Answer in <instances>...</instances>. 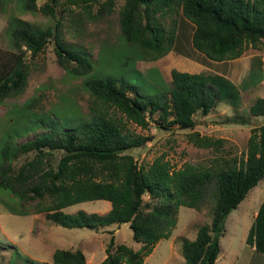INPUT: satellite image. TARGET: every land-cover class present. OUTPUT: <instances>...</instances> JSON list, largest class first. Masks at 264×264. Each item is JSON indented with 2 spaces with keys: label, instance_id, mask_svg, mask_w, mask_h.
<instances>
[{
  "label": "trees",
  "instance_id": "obj_1",
  "mask_svg": "<svg viewBox=\"0 0 264 264\" xmlns=\"http://www.w3.org/2000/svg\"><path fill=\"white\" fill-rule=\"evenodd\" d=\"M115 4L116 0H48L39 7L38 0H22L25 11L41 12L55 20L58 11L74 7L93 15L91 11L98 5L100 13L111 14ZM179 10L194 26L192 46L209 60L240 59L248 47L256 48L264 41V0H125L120 23L126 41L152 61L162 58L174 48L177 36L174 29L166 33L161 20ZM61 29L59 20L41 30L12 20L8 33L17 52L9 69L0 74V104L24 93L31 64L27 53L34 60L54 40L65 69L76 77L90 76L84 86L93 98L91 115L80 117L76 126L53 129L20 145L7 144L1 153L4 167L0 187L11 189L22 202H37V213H45L48 221L64 228L99 231L109 225L129 224L140 248L117 243L112 230L102 264H144L157 244L171 237L180 207L200 209L212 194L215 204L211 222L200 227L194 240L183 239L182 254L185 264H217L228 216L264 179V123L251 129L244 156H223L210 165L188 162L176 168L163 154L152 163L140 164L127 152L144 146L150 138L129 132L128 123L147 130L157 114L162 129H190L195 115H209L220 102L239 106L241 89L222 74L173 70L170 100L164 95L145 96L126 79L118 83L96 78L86 53L66 42ZM256 71L264 74L262 58L252 60L251 73ZM35 100L26 103L28 108ZM111 110L121 113L125 122L115 118ZM250 114L264 115V96L254 102ZM188 139L198 148L216 151L226 143L224 138L199 131L190 132ZM58 150L63 155L54 165L48 156ZM31 151L36 153L33 160L14 164L19 154ZM97 200L110 202L111 210L102 215L83 210L65 212L74 205ZM246 241L264 254V201ZM44 264L87 262L81 249H57L52 262Z\"/></svg>",
  "mask_w": 264,
  "mask_h": 264
},
{
  "label": "rangeland",
  "instance_id": "obj_2",
  "mask_svg": "<svg viewBox=\"0 0 264 264\" xmlns=\"http://www.w3.org/2000/svg\"><path fill=\"white\" fill-rule=\"evenodd\" d=\"M47 2L48 0H38V6ZM124 2L125 0H116L111 14L100 13L98 5L91 11L93 15L78 7L57 13V20L62 23L64 40L86 53L94 65L96 78H111L118 83L121 79H126L145 96L164 95L170 100L173 70L188 73L204 70L206 73H213L200 68V65L193 66V63L197 64L196 61L202 63L206 56L192 46L194 26L183 17L181 10L162 19L161 24L166 33L176 30L177 37L171 51L191 59V64L187 65L185 62L182 67L181 58L171 55V51L155 61L144 57L123 35L120 10ZM13 19L34 30L46 29L57 21L41 12L25 11L22 0H0V74L9 69L12 56L17 52L8 33ZM55 49V42L51 40L45 51L34 60L28 52L30 75L24 93L0 104V172L4 167L1 153L7 144L20 145L53 129L76 126L80 117L87 119L91 115L93 98L84 86L90 76L76 77L66 70ZM256 57L264 60V41L256 48L248 47L240 59L224 64L213 63L210 66L213 71L232 67L231 79L241 89L239 106L233 107L226 101L220 102L206 117L200 113L195 115V126L190 129L178 126L171 130L162 129L157 114L154 116L155 121L151 119L147 130L128 123L129 132L136 136H148L150 139L144 146L127 153L133 155L140 164L152 163L158 156L166 154L176 168L188 162L210 165L215 160H222L223 156H244L251 129L264 123V115L254 117L250 114L254 102L264 96V74L258 71L254 75L251 73V63ZM69 65L74 68L72 63ZM251 75L254 77L252 80ZM32 100L35 102L28 108L26 103ZM111 114L125 122L124 117L116 110H111ZM242 119L247 122L242 123ZM193 131L224 138L226 143L220 151L198 148L188 139V134ZM19 135L21 136L18 137ZM50 154L48 159L57 165L63 152L58 150ZM35 155L32 151L21 153L14 164L22 165L33 160ZM145 198L148 199L147 196ZM263 201L264 179L228 216L225 233L221 238L222 252L218 264H247L252 261L253 264H264V254L256 252L246 241ZM36 203L22 202L11 189L0 187V264L51 263L57 249L84 251L95 247L102 250V247H106L112 230H115L117 243L140 248V244L133 239L129 224L109 225L99 231L87 228L68 229L48 221L45 213H37ZM107 204L111 206L110 202L104 200L88 201L74 205L65 212L72 214L83 210L91 214L94 209H104ZM214 204V196L209 194L200 209L180 207L177 226L171 237L162 239L144 264H185L182 241L194 240L200 227L211 222ZM101 259L100 257L99 261Z\"/></svg>",
  "mask_w": 264,
  "mask_h": 264
},
{
  "label": "crops",
  "instance_id": "obj_3",
  "mask_svg": "<svg viewBox=\"0 0 264 264\" xmlns=\"http://www.w3.org/2000/svg\"><path fill=\"white\" fill-rule=\"evenodd\" d=\"M171 53V55H173V56H176V58H181V66L183 67V64H185V62H187L186 64L188 65V64H191L190 63V61H191V59H189V58H187V57H185V56H182V55H180V54H176L175 52H173V51H171L170 52ZM228 62V61H227ZM195 63H197V64H194L193 63V66L195 67V65H200V68L202 67V68H205V69H207L208 71H211V72H213V73H218V74H222V75H225L226 77H228V78H230L231 79V75H232V67L231 66H229L228 68H225V69H222V70H220V71H213L211 68H210V66H212L213 65V63H217V64H224V63H226V62H215V61H212V60H209L207 57L205 58L204 57V59H203V61H202V63L201 62H199V61H196ZM185 71V70H184ZM187 71H189L190 72V70H187ZM192 72V71H191ZM190 72V73H191ZM194 73H206V71H197V72H194ZM194 73H192V74H194ZM232 80V79H231ZM206 117V116H205ZM193 126H195V124L193 125ZM203 134V133H202ZM111 208H112V205L111 206H109V204H107V206H104V209H99V208H96V209H94L93 211H91L92 213H98V214H104L105 213V211L107 212V211H110L111 210ZM103 211L102 213L100 212V211ZM91 213V214H92ZM105 248L106 247H102V250L100 249V248H95V247H92V248H86V249H84V255H85V257H86V262H88V263H90V264H102V262L105 260V258H106V251H105ZM252 249H254L255 250V248H253L252 247ZM256 251V250H255ZM221 252H222V250H221ZM222 256V255H221ZM100 257L102 258L100 261H99V259H100ZM218 260H219V258H218ZM218 260H217V262H218ZM146 261V260H145ZM87 263V264H88ZM218 264V263H217ZM235 264V263H234ZM247 264H253V261H252V263H250V262H248Z\"/></svg>",
  "mask_w": 264,
  "mask_h": 264
}]
</instances>
